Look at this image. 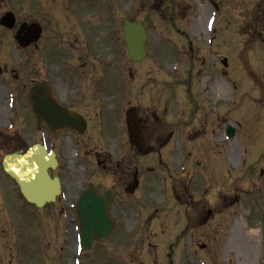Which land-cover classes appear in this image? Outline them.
I'll return each mask as SVG.
<instances>
[{
    "label": "rangeland",
    "instance_id": "374dc122",
    "mask_svg": "<svg viewBox=\"0 0 264 264\" xmlns=\"http://www.w3.org/2000/svg\"><path fill=\"white\" fill-rule=\"evenodd\" d=\"M18 2L25 5L23 0ZM168 2L170 8L166 7ZM262 2L264 0H243L235 5L221 3L222 14L215 16L203 0L201 3L175 0L172 11L177 16L171 23L175 21L174 27L186 32L193 50L191 58L184 52L169 50L166 45L164 57L171 58L168 63V66L171 64V81L185 76V65L186 68L189 65L183 61L191 58L199 62L206 57L207 62L201 68L203 74L199 75L204 79L210 76L211 80L220 83L221 80L216 79L220 78L219 66L215 64L231 46L229 52L233 66L238 64V59L240 63L245 61L248 66L244 71L248 77L245 78L242 68L239 74L233 68L231 75L242 86L236 88L231 97L221 100L222 111H231L230 116H224L230 121L241 122L243 117L245 130L233 142L225 139L221 142L219 138L216 149L209 140L197 147H188L191 157L192 150L197 149V155L202 157L204 164L207 162L204 170L203 161L201 167L195 166L194 160L198 157L193 156L191 163L187 161L189 166L185 167L187 176L184 184L187 183L192 201L189 202V196L180 195L178 191L163 193V189L158 190L160 185L145 188L143 208L137 209L136 202L129 199L128 205L117 212L118 225L108 243L94 245L83 252L78 258L80 264H170V258L172 264H200L199 258L206 264H264V27L260 38L247 40L249 35L246 36L253 29L249 27L250 22L258 25L255 19L259 18L264 6ZM122 4L127 5L130 17L139 10L144 23L155 28L154 35L162 39L169 37L171 45L176 43L178 47L185 43L181 37L172 34L171 24L164 20L165 13L171 16V0L154 4L153 9L152 0H124ZM121 9L123 12L127 10L122 5ZM259 20L264 24V17ZM210 36L212 45L209 48L207 39ZM215 51L218 52L212 55ZM20 59V53L14 48L3 53L7 65L17 64ZM195 76L193 71L191 79L186 82H192ZM238 152L244 154V161L240 157L238 159ZM61 153V173L68 183L73 180L77 190L72 177L75 174L73 156L65 158L64 149ZM240 160L242 163H238ZM171 163H174L176 171H180L179 161L171 160ZM260 171H263L262 175ZM99 179L96 174L93 182L98 183ZM80 183L86 184L84 178ZM0 191L1 202L9 195L1 215L6 223H3L4 219L0 221V264H75L73 229L77 220L69 207L73 203L72 194L65 193V200L61 198L63 203L55 205L58 212L54 211L57 208L49 205L33 214L31 209L26 210L17 203L14 188L1 174ZM175 196L181 201H177ZM182 202L191 204L184 206ZM208 211L212 214L207 223H203ZM28 214L41 221L47 217L45 225ZM250 231L258 234L254 240L247 241L246 235ZM170 244L172 257L168 252ZM202 245L204 249L201 250Z\"/></svg>",
    "mask_w": 264,
    "mask_h": 264
},
{
    "label": "flooded vegetation",
    "instance_id": "af4514ba",
    "mask_svg": "<svg viewBox=\"0 0 264 264\" xmlns=\"http://www.w3.org/2000/svg\"><path fill=\"white\" fill-rule=\"evenodd\" d=\"M55 1L45 0L38 19L32 15L15 18L12 30L0 26V35L9 40L18 25L38 23L41 27L38 42L25 49V59L18 71L14 68L0 71V162L7 154L43 142L59 157L57 151L63 146L66 132L71 148H87L86 154L93 159L98 172L103 173V186L113 194L111 215L114 217L127 202L125 190L130 180L135 175L138 178L143 170L145 154L157 156L160 165L168 167L162 151L170 146L172 137L171 81L167 83L165 96L158 81L145 84L138 77L136 96L129 97L122 29L112 28L110 18L104 13L96 17L93 0H74L81 2L79 11L57 6V2L51 10L49 4ZM2 9L0 2V21L8 10ZM41 85L51 88L60 106L84 118L100 116L103 123L95 120L91 126L87 121L90 131L87 139L67 130L53 135L45 122L37 123L29 101L31 92ZM9 94L13 98L12 110H7L8 102L4 98ZM8 125L11 130H7ZM100 126L106 128L104 138L96 133ZM101 143L104 148L100 151Z\"/></svg>",
    "mask_w": 264,
    "mask_h": 264
},
{
    "label": "water",
    "instance_id": "95a60500",
    "mask_svg": "<svg viewBox=\"0 0 264 264\" xmlns=\"http://www.w3.org/2000/svg\"><path fill=\"white\" fill-rule=\"evenodd\" d=\"M137 34L141 36L139 42L141 44L143 35L139 32ZM133 36V33H129L128 37L132 38ZM3 169L11 177L16 179L20 185L21 193L28 201L41 205L43 202L53 199L54 195L47 190L50 184L45 180L43 181L42 178L39 179L37 176L36 162L26 161L22 164H11L7 159L3 164ZM41 173H43L41 174L43 177L48 179L45 175L44 168ZM109 206V198H98L94 193H86L83 195L77 213L82 229L81 241L84 248L91 246L92 237H95L99 241H105L113 230L114 224L109 220L107 213Z\"/></svg>",
    "mask_w": 264,
    "mask_h": 264
},
{
    "label": "bare ground",
    "instance_id": "6f19581e",
    "mask_svg": "<svg viewBox=\"0 0 264 264\" xmlns=\"http://www.w3.org/2000/svg\"><path fill=\"white\" fill-rule=\"evenodd\" d=\"M257 234H258V233L255 232V231H250V232L246 235V239H247V241H252V240H254ZM234 238H236V237H234Z\"/></svg>",
    "mask_w": 264,
    "mask_h": 264
}]
</instances>
